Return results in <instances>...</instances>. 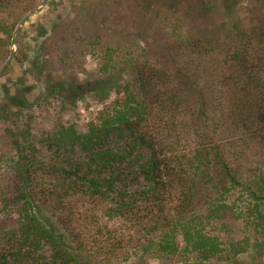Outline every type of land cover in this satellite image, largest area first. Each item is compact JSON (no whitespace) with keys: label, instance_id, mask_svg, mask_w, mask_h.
I'll use <instances>...</instances> for the list:
<instances>
[{"label":"trees","instance_id":"16d2710c","mask_svg":"<svg viewBox=\"0 0 264 264\" xmlns=\"http://www.w3.org/2000/svg\"><path fill=\"white\" fill-rule=\"evenodd\" d=\"M15 1L30 10L39 0ZM163 1L148 0L146 9L160 13ZM237 1H216L227 13L223 23L205 5L194 38L170 23L165 45L131 53L134 81L102 91L123 97L85 132L56 130L44 144L50 162L39 160L35 145L24 147L10 181L0 183V218L15 221L0 234V264H104L86 241L97 215L82 211L90 205L98 212L101 204L156 234L145 252L175 264H260L264 171L248 153L264 151V5L258 20L241 24L232 20ZM125 13L137 17L133 8ZM104 54L100 73L108 75L116 50ZM188 124L196 127L191 149L183 145ZM236 226L244 236H231ZM218 230L230 236L223 241Z\"/></svg>","mask_w":264,"mask_h":264},{"label":"rangeland","instance_id":"374dc122","mask_svg":"<svg viewBox=\"0 0 264 264\" xmlns=\"http://www.w3.org/2000/svg\"><path fill=\"white\" fill-rule=\"evenodd\" d=\"M51 1L24 25L15 57L0 78L2 185L10 181L11 167L22 158L24 147L35 145L39 160L50 162L53 156L44 144L56 130L75 125L85 132L89 125L98 123L101 114L123 97L114 90L104 98L103 89L133 82L135 73L130 54L138 56L142 48L153 50L157 45H165L169 39L168 24L180 22L182 34L194 38L195 25L204 21L201 11L205 5L211 7V19L215 22L228 21L227 13L215 6L217 0H165L169 3L160 6V13H156L154 5L153 10L146 9L148 0ZM237 3L234 22L247 24L259 19L264 0ZM29 6L24 1H0V69L10 56L19 22L36 5L27 10ZM127 8H133L137 17L127 15ZM96 37L100 38L96 40ZM63 39L67 40V53L65 60L60 61ZM107 48L116 50L115 67L110 74L103 75L100 68ZM195 129L192 124L185 129L186 149L193 147ZM251 149L249 160L258 159L264 171V151ZM82 211L90 219L97 215L86 241L90 252L104 264H175L168 257L145 252L153 248L157 235L116 215L110 204L99 205L98 212L90 205ZM41 218L56 236L69 242L68 232L56 219L45 213ZM14 222L13 216L2 214L0 234ZM226 231L214 232L224 241L230 236ZM244 235L243 226H236L231 234L238 238ZM258 262L264 264V255ZM247 264L253 263L247 260Z\"/></svg>","mask_w":264,"mask_h":264},{"label":"water","instance_id":"95a60500","mask_svg":"<svg viewBox=\"0 0 264 264\" xmlns=\"http://www.w3.org/2000/svg\"><path fill=\"white\" fill-rule=\"evenodd\" d=\"M50 0H42L40 3H38L33 10H31L28 14H26L21 21L19 22L16 31L13 36V40L11 42L12 50L10 53V56L7 60V62L2 66L0 69V78L3 76L4 72L7 70L11 62L13 61L15 57V53L18 50V40L22 34L24 25L29 21L31 18H33L36 14H38L47 4Z\"/></svg>","mask_w":264,"mask_h":264}]
</instances>
